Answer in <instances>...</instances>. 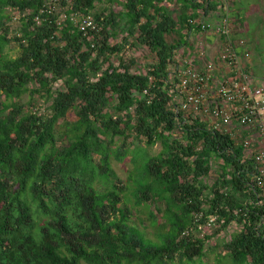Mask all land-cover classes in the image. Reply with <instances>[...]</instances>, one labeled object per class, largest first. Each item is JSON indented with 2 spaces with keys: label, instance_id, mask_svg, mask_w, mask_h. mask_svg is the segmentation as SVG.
<instances>
[{
  "label": "trees",
  "instance_id": "16d2710c",
  "mask_svg": "<svg viewBox=\"0 0 264 264\" xmlns=\"http://www.w3.org/2000/svg\"><path fill=\"white\" fill-rule=\"evenodd\" d=\"M103 1L120 10L93 14ZM214 5L0 0V264H207L211 238L198 233L215 221L218 231L241 226L219 264H264L255 153L175 110L177 53L193 55L199 11ZM82 16L93 17L96 30L82 32ZM130 47L148 50L153 62L143 68L124 57ZM157 143L161 152L149 155ZM129 155L134 166L145 158L147 178L133 202L113 167ZM130 202L149 214L153 239L133 223ZM162 203L158 218L151 206Z\"/></svg>",
  "mask_w": 264,
  "mask_h": 264
},
{
  "label": "built area",
  "instance_id": "2783aa9c",
  "mask_svg": "<svg viewBox=\"0 0 264 264\" xmlns=\"http://www.w3.org/2000/svg\"><path fill=\"white\" fill-rule=\"evenodd\" d=\"M213 3L215 5L207 11H199L198 31L190 33L192 40L194 35L200 39L197 49L182 63L178 60L175 110L184 113L187 120L197 116L204 118L214 129L226 131L233 137L243 135L242 131L262 140L261 143L246 140L245 147L255 153V185L264 197V87L255 84L243 64V57H248L249 53L241 50L248 42L236 38L230 0H213ZM96 27L93 17L80 19L82 32L96 30ZM211 38L216 39L213 56L205 47Z\"/></svg>",
  "mask_w": 264,
  "mask_h": 264
},
{
  "label": "rangeland",
  "instance_id": "374dc122",
  "mask_svg": "<svg viewBox=\"0 0 264 264\" xmlns=\"http://www.w3.org/2000/svg\"><path fill=\"white\" fill-rule=\"evenodd\" d=\"M248 2H256V0H248ZM114 9V10H120L119 7L116 6H111L109 5L107 2L103 1V2H99L96 5L95 10L93 11V14L96 13H100V14H104L107 15L109 13V9ZM15 18L12 22V30L16 31L20 24H19V15L15 14ZM125 29V25L124 22L121 23L120 27H118V31H119V38L118 40H121L124 36V34L122 33ZM184 37V36H183ZM179 37L177 35H173L171 37H168V40L170 42H172L174 39H178ZM117 40V41H118ZM185 41V39H184ZM114 42V41H113ZM190 42H192V38H190ZM188 49L193 52L195 49H197V47L195 46L194 48L188 47ZM184 49L183 47H181L179 49V52L177 53L176 59H178L180 61V63L183 62L185 54H184ZM10 54L13 57H16L18 55V49L15 48L14 46L11 48L10 50ZM124 57L126 58H135L138 62L139 65H141L143 68L147 67L149 64H151L153 62V56L149 53L148 50L144 49V48H127V50L124 53ZM27 100V98H26ZM68 120L69 121H76L77 117L76 115H74L73 111L68 113ZM235 139L238 142H244L246 140H251L253 143H255L257 140L256 136H249V137H245L242 135H238L235 137ZM143 147H145V145H142ZM256 146V145H254ZM162 150V145L161 143H157L155 146L147 148V151L149 153V155L155 156L158 153H160ZM220 163H217L215 165V168L213 170V172L205 179V185L207 186H212L218 179L219 177V168ZM113 167L121 181V186L123 188L129 187V189L131 190H127V195H129L128 197L132 200V202L134 201V198H132V190H137L140 186L145 185L147 183V178L144 175V171H145V158L141 155L137 158V164H135L132 161V156L129 155L124 161L122 162H114L113 163ZM132 179V181H131ZM132 202H130L128 204V209L131 211V214L133 215V223L136 224L137 226H139L140 230H144L147 228L146 233H147V237L149 238H154L155 237V228H151L149 227L150 223L148 220V215L147 211L142 210L141 208H136L132 206ZM157 206H161V209L165 207V203L162 204H154L151 206V210L153 212H156L155 214L158 215V218L161 217V214L157 213ZM219 224L215 221L212 226H206L202 227L203 231L201 233H198V235L200 236V238H202L205 235L209 236L211 239L207 241V246L206 249H208V253L211 252L210 254H208V257L205 259L207 264H219L218 263V258H217V254L218 252H223V245L230 240L231 235L235 234L236 232H239L241 229V226L233 223L231 224L228 229L226 230H219ZM216 245H218L216 247ZM213 249H215L216 251H212Z\"/></svg>",
  "mask_w": 264,
  "mask_h": 264
},
{
  "label": "crops",
  "instance_id": "0c3cea01",
  "mask_svg": "<svg viewBox=\"0 0 264 264\" xmlns=\"http://www.w3.org/2000/svg\"><path fill=\"white\" fill-rule=\"evenodd\" d=\"M230 3V17L235 24L236 38H244L248 42L247 47L241 50L242 53H249L248 57H243V64L253 76L255 84L264 87V0H256L254 3H249L248 0H230ZM199 40L194 35L193 45L196 46ZM215 40L211 38L205 44L211 56L215 53ZM241 134L250 136L247 132L241 131ZM258 140L261 143L262 140Z\"/></svg>",
  "mask_w": 264,
  "mask_h": 264
}]
</instances>
